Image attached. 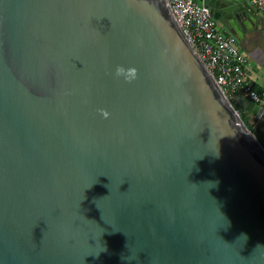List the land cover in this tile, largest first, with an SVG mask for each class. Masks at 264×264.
Masks as SVG:
<instances>
[{
    "label": "water",
    "instance_id": "95a60500",
    "mask_svg": "<svg viewBox=\"0 0 264 264\" xmlns=\"http://www.w3.org/2000/svg\"><path fill=\"white\" fill-rule=\"evenodd\" d=\"M204 3L256 41L254 5ZM256 130L168 0H0V264H264Z\"/></svg>",
    "mask_w": 264,
    "mask_h": 264
},
{
    "label": "built area",
    "instance_id": "2783aa9c",
    "mask_svg": "<svg viewBox=\"0 0 264 264\" xmlns=\"http://www.w3.org/2000/svg\"><path fill=\"white\" fill-rule=\"evenodd\" d=\"M264 14V0H250ZM188 41L213 72L224 93L242 95L264 107V91L247 77L249 58L237 38L222 32L204 1L168 0Z\"/></svg>",
    "mask_w": 264,
    "mask_h": 264
},
{
    "label": "crops",
    "instance_id": "0c3cea01",
    "mask_svg": "<svg viewBox=\"0 0 264 264\" xmlns=\"http://www.w3.org/2000/svg\"><path fill=\"white\" fill-rule=\"evenodd\" d=\"M197 1L201 2L204 0H197ZM238 1H247L250 5L253 6L250 0H238ZM255 10L258 11L257 15H260L262 17V20L259 23V25L252 29V31L256 29L255 32H252V33H256L255 34L256 41H251L249 38L247 39V37L244 36V34L242 33V31L238 26L234 25V27L236 28L237 36L240 37L237 40L239 44L241 43L242 50L249 58L247 77L252 80L254 87L258 91H264V14L260 12V10H258L257 7H255ZM214 19L216 20L218 27L222 32H224L225 34H230L229 26L231 25L230 22H233L232 20L223 23V22H219L218 18L216 17H214Z\"/></svg>",
    "mask_w": 264,
    "mask_h": 264
},
{
    "label": "clouds",
    "instance_id": "9594fccd",
    "mask_svg": "<svg viewBox=\"0 0 264 264\" xmlns=\"http://www.w3.org/2000/svg\"><path fill=\"white\" fill-rule=\"evenodd\" d=\"M116 76H122L126 81H132L136 78L137 69L135 67L125 68L123 66H117L115 69ZM102 115L107 118L109 113L103 109L100 110Z\"/></svg>",
    "mask_w": 264,
    "mask_h": 264
},
{
    "label": "trees",
    "instance_id": "16d2710c",
    "mask_svg": "<svg viewBox=\"0 0 264 264\" xmlns=\"http://www.w3.org/2000/svg\"><path fill=\"white\" fill-rule=\"evenodd\" d=\"M234 106H235L237 109H239V106H238L235 102H234ZM242 117H243V119L246 121V123L248 124V126H251V125L249 124L248 120L246 119V117H245L244 114H242ZM256 134H257L258 138L261 140V142H262L263 145H264V134H263L262 132H260L259 130H256ZM262 138H263V139H262Z\"/></svg>",
    "mask_w": 264,
    "mask_h": 264
},
{
    "label": "flooded vegetation",
    "instance_id": "af4514ba",
    "mask_svg": "<svg viewBox=\"0 0 264 264\" xmlns=\"http://www.w3.org/2000/svg\"><path fill=\"white\" fill-rule=\"evenodd\" d=\"M245 115V114H244ZM245 117H246V115H245ZM247 119V118H246ZM249 120V119H248Z\"/></svg>",
    "mask_w": 264,
    "mask_h": 264
},
{
    "label": "rangeland",
    "instance_id": "374dc122",
    "mask_svg": "<svg viewBox=\"0 0 264 264\" xmlns=\"http://www.w3.org/2000/svg\"><path fill=\"white\" fill-rule=\"evenodd\" d=\"M263 139V138H262Z\"/></svg>",
    "mask_w": 264,
    "mask_h": 264
}]
</instances>
